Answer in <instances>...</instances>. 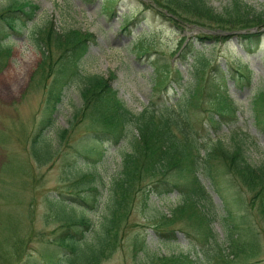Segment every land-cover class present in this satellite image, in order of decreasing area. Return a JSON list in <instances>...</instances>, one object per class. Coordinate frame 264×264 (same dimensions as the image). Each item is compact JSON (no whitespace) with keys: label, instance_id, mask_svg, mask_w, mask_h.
Returning <instances> with one entry per match:
<instances>
[{"label":"rangeland","instance_id":"rangeland-1","mask_svg":"<svg viewBox=\"0 0 264 264\" xmlns=\"http://www.w3.org/2000/svg\"><path fill=\"white\" fill-rule=\"evenodd\" d=\"M24 1L39 6L31 21L25 26L16 24L14 30L0 22V47L9 48L5 59L0 58V264H18L26 259L36 264H63L64 254L51 255L54 240L62 231L63 217L70 211L74 215L84 213L91 221V228L85 235L87 240H94L103 233L101 223L108 213L110 185L120 171L121 152L130 149L132 134H126L117 146L103 144V157L98 161H93L92 156L89 160L83 156L88 145L87 136L99 125L89 118L80 116L64 141L58 140L57 133L69 128L75 110L83 104L80 79L65 87L52 124L48 128H40V122L46 116L43 111L46 83L32 81L41 61V52L34 40L36 35L47 22H52L58 30L76 28L93 33L95 41L81 59L80 71L104 77L113 75L112 87L133 112H139L149 100H158V96L159 100L169 101L171 94L184 87L171 81L167 92L155 89L151 60L170 61L187 84L188 65L172 55L182 33L147 8L144 2L148 0H114V14L104 9L105 0H0V12ZM232 1L206 0L217 12L231 6ZM242 2L264 12V0ZM125 16L138 17L129 30L120 29ZM199 28L185 31L182 34L186 36L185 41L203 31ZM260 31L263 33L261 48L251 54H247L237 36L224 43L197 46L224 69L225 57L234 66L248 68L252 72L251 86L241 87L231 78L227 81V92L239 106V122L237 125L226 122L215 129L213 135L226 144L233 143L234 139L243 140L248 160L253 164L264 161V130L254 122L251 112L252 96L264 85V26ZM143 50L147 53H142ZM169 74L174 75L173 71ZM195 119L193 124L196 128L199 121L203 122L200 126L207 125L204 113L196 114ZM41 132L42 139L55 150L51 160L43 163L35 159L31 149L35 135ZM219 170L221 192L236 201L235 188ZM84 174L87 176L81 178ZM199 177L211 198L208 205L213 217V232L227 240V226L237 224L235 234L243 227L242 210L239 204L232 203L233 216L226 218L223 197L206 174L200 173ZM75 181H79L76 185L81 188L87 185L98 188L99 203L95 209L79 206L68 196L59 195L60 192L68 194L73 191ZM85 193L88 196L95 194ZM246 196L248 199L249 194ZM54 198L62 203H54ZM178 200L179 195L175 191L163 196L151 193L147 200L137 192L119 221L114 244L105 249L106 256L97 264H160L162 261L159 259L171 253L195 258L198 248L185 233L176 231L175 239L166 243L153 228L162 214L169 215ZM253 220L260 237L259 253L242 257L240 261L264 264V230L259 218L253 217ZM180 225L181 222H174L169 227ZM238 238L244 241L250 237L244 233L238 234Z\"/></svg>","mask_w":264,"mask_h":264},{"label":"trees","instance_id":"trees-1","mask_svg":"<svg viewBox=\"0 0 264 264\" xmlns=\"http://www.w3.org/2000/svg\"><path fill=\"white\" fill-rule=\"evenodd\" d=\"M112 2L114 0H105L103 6L114 14ZM144 5L180 34L196 27L212 32L201 31L187 41L185 35L178 38L179 45L172 55L187 63L189 84L170 61L151 60L155 89L167 92L171 81L184 87L171 94L169 101L159 100L160 96L159 101L149 100L139 112H133L118 97L111 85L113 75L104 77L80 71L81 59L95 41L93 33L76 28L58 30L52 22H47L34 39L41 52V61L32 81L46 83L43 107L46 116L42 118L40 128L52 124L65 87L80 79L83 104L75 110L69 128L57 133L58 140L64 141L80 116L89 118L99 125L87 136L88 145L83 156L88 160L92 156L93 161H98L103 157V144L117 146L126 134H132L130 149L121 152L120 171L110 185L108 213L101 223L103 233L94 240H87L85 235L91 228L90 219L82 212L74 215L70 211L63 217L62 231L54 240L51 255L64 254L63 264L99 263L106 256L105 249L114 244L119 221L137 192L147 200L151 193L163 196L175 191L179 195L178 203L169 215L162 214L153 228L166 243L175 239L176 231L185 233L195 241L198 251L195 258L171 253L162 260L160 258V264H249L240 259L259 253L260 237L253 217L261 220L264 230V161L253 164L248 160L243 140L234 139L233 143L226 144L213 132L226 122L234 125L239 122V106L227 92V81L231 78L241 87L251 86L253 76L248 68L234 66L225 57L226 69L222 68L209 53L197 46L224 43L237 36L248 53L258 51L262 45L260 28L264 26V12L256 11L242 0H233L231 6L221 12L213 9L206 0H148ZM38 9L39 6L30 1L9 6L0 12V22L14 30L16 24L25 26L31 21ZM134 19L138 17L125 16L120 29L129 30ZM8 52L9 48L1 46L0 58L5 59ZM146 52L143 50L142 53ZM171 71L174 75L169 74ZM251 112L254 122L264 130V85L252 96ZM201 113L205 114L207 125L200 126L203 122L199 121L196 128L193 121L197 120L196 114ZM42 133L35 135L31 146L33 156L41 163L51 160L55 151L42 139ZM217 170L222 171L227 176L226 181L235 188L236 201L221 192ZM200 173L210 178L223 197L226 218L233 216L232 203L239 204L242 210L243 227L235 234L238 225L227 226V240L213 232V217L208 205L211 198L200 180ZM79 181H75L73 191L59 195L68 196L79 206L95 209L99 203L98 188L78 187ZM85 192L95 194L88 196ZM52 200L62 203L55 198ZM174 222H181V225L169 227ZM244 233L250 238L241 241L238 234ZM13 248L15 250V244ZM18 264L36 263L26 259Z\"/></svg>","mask_w":264,"mask_h":264},{"label":"water","instance_id":"water-1","mask_svg":"<svg viewBox=\"0 0 264 264\" xmlns=\"http://www.w3.org/2000/svg\"><path fill=\"white\" fill-rule=\"evenodd\" d=\"M196 30H198V29H196Z\"/></svg>","mask_w":264,"mask_h":264}]
</instances>
